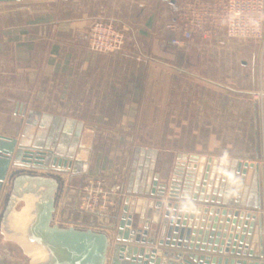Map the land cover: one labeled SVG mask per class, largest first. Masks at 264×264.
Wrapping results in <instances>:
<instances>
[{"label": "crops", "instance_id": "obj_1", "mask_svg": "<svg viewBox=\"0 0 264 264\" xmlns=\"http://www.w3.org/2000/svg\"><path fill=\"white\" fill-rule=\"evenodd\" d=\"M192 1L0 2V135L50 148L59 134L60 150L72 152L73 159L82 156L81 164L69 172L36 173L61 181L58 221L108 233V264L115 245L125 243L121 219L126 200H132L128 205L133 211L135 198L139 204L151 199L154 181L160 186L178 167L197 175L193 168L202 156L213 161L205 172L232 164L244 169L248 164L234 200L237 208L264 217V128L260 135L256 129L261 122L264 125V38H223V24H211L219 17L223 0H196L212 6L207 23L183 48L171 45L170 39L180 31H171L169 25L181 22L182 6ZM96 19L113 20L123 31L121 50L101 54L87 48ZM177 72L201 80L207 89L200 122L175 147L167 148L160 143L161 134L154 137V127L161 125L162 132ZM226 126L248 127V154L229 152V143L225 147L229 140L221 129ZM40 132L43 138H37ZM253 164L263 170L262 193L255 167L250 168ZM23 169L33 168L12 167L10 180ZM99 176L110 180L116 204L101 216L76 212L79 189ZM8 183L0 192V213ZM140 217L134 212L133 222ZM257 225L256 220L251 240L255 254Z\"/></svg>", "mask_w": 264, "mask_h": 264}, {"label": "water", "instance_id": "obj_2", "mask_svg": "<svg viewBox=\"0 0 264 264\" xmlns=\"http://www.w3.org/2000/svg\"><path fill=\"white\" fill-rule=\"evenodd\" d=\"M6 1L21 0H0ZM43 136L40 132L37 138ZM58 137L55 134L47 148L0 135V192L9 182L0 233L22 251L28 264H108V233L54 222L61 188L57 176L19 172L10 180L12 167L69 172L79 166L82 156L65 154L58 148ZM212 162L202 156L193 168L197 175L178 167L160 186L154 181L151 199L139 204L135 198L133 211L128 205L132 200H126L121 219L125 243L115 245L111 264H264V217L237 208L234 200L248 164L244 169L232 164L205 172ZM254 167L262 193L263 170L260 164ZM134 212L141 215L137 223ZM256 220L255 254L251 240Z\"/></svg>", "mask_w": 264, "mask_h": 264}, {"label": "built area", "instance_id": "obj_3", "mask_svg": "<svg viewBox=\"0 0 264 264\" xmlns=\"http://www.w3.org/2000/svg\"><path fill=\"white\" fill-rule=\"evenodd\" d=\"M219 17L211 20L213 26L223 24V38L227 40H262L264 38V0H223ZM211 7L198 1L186 2L182 6V20L170 24L173 36L170 43L183 48L193 40L195 32L207 23ZM125 35L113 20L96 19L92 22L87 35V48L96 53H115L123 47ZM223 42V41H222ZM177 81L170 86L169 106L166 109L160 143L172 148L185 138L191 127L200 122L207 85L199 79L175 74ZM178 98L175 99L174 97ZM36 171V169H30ZM106 177H91L79 189L74 209L76 212L101 216L116 204V198ZM54 222L58 221L54 216Z\"/></svg>", "mask_w": 264, "mask_h": 264}, {"label": "rangeland", "instance_id": "obj_4", "mask_svg": "<svg viewBox=\"0 0 264 264\" xmlns=\"http://www.w3.org/2000/svg\"><path fill=\"white\" fill-rule=\"evenodd\" d=\"M243 128H246V129H243ZM263 128H264V125L262 122L259 125H257L256 129L259 135H260V130H262ZM247 131H248V127H242V126L240 128L232 127V126L222 127L221 129L222 136L229 140V142L224 144L226 147L227 144L229 143V145L227 146V149L229 150V152H232V153L234 152L237 154H248V151L246 148L248 145ZM160 134H161V125L159 127L155 125L154 137L159 139ZM26 170L23 169L22 171L26 172ZM30 171L36 172L32 170ZM6 198H7V195H6ZM6 198L4 200L3 206L5 205ZM0 264H28V260L27 258L23 256L22 251L13 243L5 241L1 233H0Z\"/></svg>", "mask_w": 264, "mask_h": 264}, {"label": "flooded vegetation", "instance_id": "obj_5", "mask_svg": "<svg viewBox=\"0 0 264 264\" xmlns=\"http://www.w3.org/2000/svg\"><path fill=\"white\" fill-rule=\"evenodd\" d=\"M50 171V170H49ZM57 224H64L63 222H57Z\"/></svg>", "mask_w": 264, "mask_h": 264}]
</instances>
